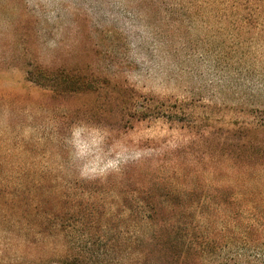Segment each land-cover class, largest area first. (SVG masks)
Wrapping results in <instances>:
<instances>
[{
	"label": "rangeland",
	"instance_id": "rangeland-1",
	"mask_svg": "<svg viewBox=\"0 0 264 264\" xmlns=\"http://www.w3.org/2000/svg\"><path fill=\"white\" fill-rule=\"evenodd\" d=\"M212 1L0 0V177L54 187L0 189V264L72 263L87 241V260H113L143 222L134 163L155 189H200L195 210L209 198L203 217L180 200L169 216L211 225L215 264H264V228L233 198L264 176L245 150L246 124L264 125V38L246 35V1Z\"/></svg>",
	"mask_w": 264,
	"mask_h": 264
},
{
	"label": "trees",
	"instance_id": "trees-1",
	"mask_svg": "<svg viewBox=\"0 0 264 264\" xmlns=\"http://www.w3.org/2000/svg\"><path fill=\"white\" fill-rule=\"evenodd\" d=\"M219 1L224 5L228 0ZM243 1H246V35H251V40H255V37L264 38V0H232L234 10L239 9ZM215 2L219 3L218 0H214L211 5H214ZM237 140L239 141V139ZM235 148L239 150L244 148V145H236ZM245 150L246 169L258 165V167L262 168L260 173L264 175V125L262 121L257 119L246 124ZM138 167L139 165L134 163L121 169L124 178L130 179L133 183L143 188L139 191L141 201H138L137 206L138 213L142 215L143 222L139 224L137 229L134 228L132 237L120 241V249L113 260L105 253H98V257H95L93 260H87V248L91 249L92 245L91 241H87L78 246V254L69 257L72 263L63 264H215L216 259L213 257L215 240L211 225L207 224V221L203 222V225H198L189 220H183V223L178 225L170 219L173 216L170 213L171 207L169 206L171 201H182L185 210L182 211V214L185 216L183 218L187 219L192 218L197 210L199 216L203 217L200 207H203L209 198H205L203 202L198 203L199 205L195 210L192 207L191 201L195 198L197 190L199 191L200 189H155V186L151 182L146 184L141 180L140 172H136L132 177V173ZM10 180H13L15 183H10ZM248 181L249 184L255 185V189H246V193L240 192L237 195H233L234 201L241 203L246 201V222L251 223L248 224L249 229H253L254 227L264 228V176L253 177L246 175V183ZM53 188L50 185L48 177L39 175L38 173L27 177L25 175L18 176L17 174L9 176V178L0 177V189ZM228 190L230 193L235 194L234 191L238 189ZM213 191L218 195L223 193V189H214ZM102 192L101 189H91L86 193L81 192L79 196L83 194L85 201L89 203L101 201L104 205H107V201H102L105 198L100 197L98 199L96 197V194H101ZM136 193L135 189H122L124 197L125 195L133 197ZM86 195H90V197L86 198ZM208 207L213 208L212 206ZM121 209L124 210L121 212V218L126 215L125 213L129 212L131 214V208L129 209L126 205H122ZM78 214L82 218V214ZM125 220L123 219V221ZM96 223H98L97 219ZM126 230H128V227H124V232ZM247 232L249 236L253 230H248ZM76 244L74 242V245ZM91 252L97 255L95 251ZM37 260L41 263L43 259Z\"/></svg>",
	"mask_w": 264,
	"mask_h": 264
}]
</instances>
